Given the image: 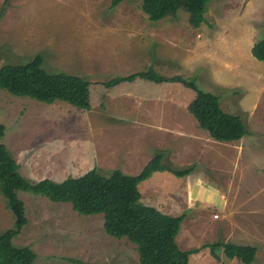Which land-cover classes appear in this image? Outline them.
<instances>
[{
  "label": "rangeland",
  "instance_id": "374dc122",
  "mask_svg": "<svg viewBox=\"0 0 264 264\" xmlns=\"http://www.w3.org/2000/svg\"><path fill=\"white\" fill-rule=\"evenodd\" d=\"M205 17L194 27L181 9L152 21L141 0H0V67L42 53L45 69L78 74L91 90V108L81 109L0 87L2 140L31 183L79 176L93 159L108 176L116 168L138 174L157 153L174 169L194 165L188 176L160 169L140 180L142 202L187 213L182 249L217 240L254 245L250 264H264V60L251 50L264 37V0H211ZM151 67L194 78L249 133L235 142L211 138L189 108L197 91L183 82L126 79ZM116 77L124 79L106 84ZM18 194L28 221L13 243L32 248L35 264H139L136 244L108 234L102 213ZM7 204L0 193V234L15 226ZM217 251L220 258L201 248L191 264H248Z\"/></svg>",
  "mask_w": 264,
  "mask_h": 264
},
{
  "label": "trees",
  "instance_id": "16d2710c",
  "mask_svg": "<svg viewBox=\"0 0 264 264\" xmlns=\"http://www.w3.org/2000/svg\"><path fill=\"white\" fill-rule=\"evenodd\" d=\"M116 1L119 0H114ZM211 0H141L143 10L152 21L176 16L182 9L189 13V23L199 27L205 22V13ZM253 55L264 60V37L252 46ZM44 55L37 53L24 63H7L0 67V87L18 96H29L39 101L53 103L62 100L81 109L91 108L90 81L78 74L65 71L50 72L44 68ZM126 79L146 78L155 82L180 81L197 91L189 105L190 111L202 129L211 138L222 142L242 139L249 133L247 124L239 114L225 111L219 96L198 87L195 79L182 75L167 76L154 68L140 70ZM124 77L106 82L114 85ZM116 82V83H115ZM6 126L0 123V193L7 199V207L15 216V226L0 234V264H35V251L29 246L13 243L27 224L25 203L18 191H30L52 201L70 202L82 214L102 213L106 232L117 238L127 237L136 244L139 264H191L193 253L209 247L215 257L218 249L228 258H237L244 263L255 260L257 247L217 240L201 247L182 249L177 241L181 224L187 213L167 214L156 206L142 202L138 182L153 171L170 169L178 175L190 174L195 166L174 169L162 162L163 154L157 153L138 174L131 175L116 168L106 176L92 168L80 176H69L62 181L43 178L31 183L20 172V166L3 142Z\"/></svg>",
  "mask_w": 264,
  "mask_h": 264
},
{
  "label": "crops",
  "instance_id": "0c3cea01",
  "mask_svg": "<svg viewBox=\"0 0 264 264\" xmlns=\"http://www.w3.org/2000/svg\"><path fill=\"white\" fill-rule=\"evenodd\" d=\"M201 130H202V129H201ZM201 130H199L198 132H200L201 134H203V132H201ZM112 131H113V130H112ZM117 136H118V135H117ZM117 136H115L114 138H116ZM198 137H199V134H198ZM237 141H238V140H237ZM232 142H235V141H232ZM91 161H92L91 164L93 165L92 168L97 167L96 164H98L99 166H101V164L103 163L101 160H100V161H96V160L93 159V160H91ZM94 162H95L96 164H95ZM88 164L90 165V163H88ZM90 168H91V167H90ZM90 168H89L88 170H90ZM92 168H91V169H92ZM97 168L99 169V167H97ZM119 169H120V168H119ZM88 170H86L85 172H87ZM85 172H84V173H85ZM84 173H83V174H84ZM127 174H128V173H127ZM81 175H82V174H81ZM188 175H190V174H188ZM188 175H187V176H188ZM79 176H80V175H79ZM157 187H158V186H157ZM157 207H159V205H157ZM159 208H160V207H159ZM160 209H161V208H160ZM191 257H192V256H191ZM190 262H191V260H190Z\"/></svg>",
  "mask_w": 264,
  "mask_h": 264
},
{
  "label": "clouds",
  "instance_id": "9594fccd",
  "mask_svg": "<svg viewBox=\"0 0 264 264\" xmlns=\"http://www.w3.org/2000/svg\"><path fill=\"white\" fill-rule=\"evenodd\" d=\"M94 168H96V167H94ZM98 169V168H97ZM106 176H108V175H106ZM62 181V180H61Z\"/></svg>",
  "mask_w": 264,
  "mask_h": 264
},
{
  "label": "built area",
  "instance_id": "2783aa9c",
  "mask_svg": "<svg viewBox=\"0 0 264 264\" xmlns=\"http://www.w3.org/2000/svg\"><path fill=\"white\" fill-rule=\"evenodd\" d=\"M216 217L218 216V215H215Z\"/></svg>",
  "mask_w": 264,
  "mask_h": 264
}]
</instances>
